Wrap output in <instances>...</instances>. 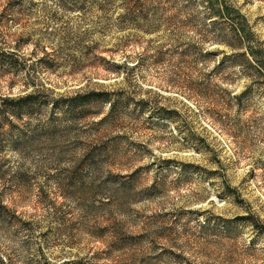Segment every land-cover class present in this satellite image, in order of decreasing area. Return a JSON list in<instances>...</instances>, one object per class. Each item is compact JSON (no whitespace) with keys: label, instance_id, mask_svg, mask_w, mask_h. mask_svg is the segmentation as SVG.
Instances as JSON below:
<instances>
[{"label":"rangeland","instance_id":"rangeland-1","mask_svg":"<svg viewBox=\"0 0 264 264\" xmlns=\"http://www.w3.org/2000/svg\"><path fill=\"white\" fill-rule=\"evenodd\" d=\"M220 2L249 41L207 0H0V264H264V0Z\"/></svg>","mask_w":264,"mask_h":264},{"label":"trees","instance_id":"trees-1","mask_svg":"<svg viewBox=\"0 0 264 264\" xmlns=\"http://www.w3.org/2000/svg\"><path fill=\"white\" fill-rule=\"evenodd\" d=\"M209 3V7L210 9L215 12L216 14H218L219 17L225 18L227 20H232V22L234 23L233 25L236 26V28H234V32L235 35L239 38V39H244V40H250V37H252V34L250 33V30L248 28V26L246 25V21L245 18L236 10H234V8L226 5V4H222V2H220V0H207ZM250 52H248V54H244L245 57L246 56H250V57H254L256 54L255 52H253V50H249ZM248 59V58H247ZM249 61V59H248ZM105 96V102L107 103H111L110 102V94H103V93H93L90 96H85L84 98L80 97L79 100L84 99L83 102H88L94 98H99ZM28 97L27 99L29 100ZM26 100V99H25ZM92 102H89L88 105H91ZM113 108V111L115 112L116 109V105H112L111 106ZM249 221H252L254 227L258 230V231H264V226L260 223V222H255L252 218H246Z\"/></svg>","mask_w":264,"mask_h":264}]
</instances>
